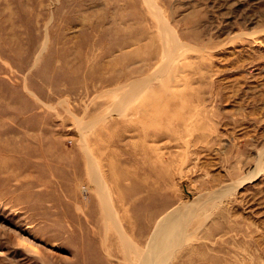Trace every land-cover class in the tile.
I'll use <instances>...</instances> for the list:
<instances>
[{"label":"rangeland","instance_id":"374dc122","mask_svg":"<svg viewBox=\"0 0 264 264\" xmlns=\"http://www.w3.org/2000/svg\"><path fill=\"white\" fill-rule=\"evenodd\" d=\"M177 207L165 264H264V0H0V264H147Z\"/></svg>","mask_w":264,"mask_h":264},{"label":"bare ground","instance_id":"6f19581e","mask_svg":"<svg viewBox=\"0 0 264 264\" xmlns=\"http://www.w3.org/2000/svg\"><path fill=\"white\" fill-rule=\"evenodd\" d=\"M166 23H167V21H165ZM162 25H163V22H162ZM165 30V29H164ZM163 30V31H164ZM159 33V32H158ZM163 33V32H162ZM142 36H145V35H147V36H149L150 35V38H154L155 37V35L152 33V34H147V33H143L142 32V34H141ZM162 37H163V35H162ZM165 38V37H164ZM172 38V37H171ZM170 38V39H171ZM133 39V38H132ZM132 39H129V38H127V42H130ZM171 41H174L175 42V44H173L174 46V48H175V51H177V52H179L180 50H184V46H183V43H181V42H179L177 39H176V37H173L172 39H171ZM165 46V45H164ZM172 47V46H171ZM166 48V47H165ZM165 48H163L162 50H165ZM169 48V47H168ZM166 50H167V48H166ZM165 50V51H166ZM169 50V49H168ZM167 50V51H168ZM173 51V50H172ZM169 52V51H168ZM164 53V52H163ZM162 53V54H163ZM170 53H171V55H172V52L170 51ZM173 53H175V52H173ZM165 55H166V53H165ZM168 55V54H167ZM175 55V54H174ZM153 58H155V59H157L158 58V61L161 59V57H160V49L159 48H156L154 51H152V55L149 57V61H151ZM167 58V57H166ZM171 58H174L173 56L171 57ZM174 60V59H173ZM151 66V64H149V63H146L145 65H143V67H150ZM136 71H138V72H140L141 71V68L139 69V70H134V72L136 73ZM179 72V71H178ZM131 73H133V72H128V73H124V75H123V78L125 77V80H127V78L129 77V75H131ZM174 76V75H173ZM168 78L167 79H169V77H171L172 78V76H167ZM140 79V78H139ZM171 81H173L172 79H170ZM174 80H175V78H174ZM141 82V81H140ZM149 82V81H148ZM148 82H144V85L142 84V83H137V84H133V85H129L130 87L129 88H131V89H129V90H127V92H125L126 90H124L125 88L123 87V105H125V104H127V102L129 103V100L133 97V95L136 93V95H139V94H137V88H139L141 85V87L143 88V86H144V88H145V83H147L148 84ZM170 81H168V83H169ZM107 83H108V81H107ZM129 83V82H128ZM127 83V84H128ZM150 83V82H149ZM152 86V85H151ZM150 87V86H149ZM155 86H153V88H154ZM134 88H136V90L134 91V90H132V89H134ZM152 88V87H151ZM151 88H150V90H151ZM149 89V88H148ZM139 90V89H138ZM122 91V90H121ZM131 91V92H130ZM152 91V90H151ZM151 91H147V95H152V94H148L149 92H151ZM120 92V91H119ZM140 93V92H139ZM152 93V92H151ZM100 94V93H99ZM105 94V93H104ZM106 95V94H105ZM122 95V94H121ZM120 95V96H121ZM107 96H109V95H107ZM152 98L151 99H153V97L154 96H151ZM120 98V97H119ZM121 98V99H122ZM155 98V97H154ZM117 101H119V100H117ZM146 101V100H145ZM115 103H118V102H115ZM149 103V102H148ZM151 104H152V100H151V102H150ZM149 103V104H150ZM136 104H138V102L136 103ZM135 104V105H136ZM144 104H145V102H144ZM147 105V103L145 104L146 106H150V105ZM123 105H120V106H123ZM113 106H115L116 107V105H113ZM112 106V107H113ZM109 107V106H108ZM118 107V106H117ZM110 108V107H109ZM119 108H121V107H119ZM73 109V108H72ZM69 110V109H68ZM113 110H114V108H113ZM119 110V109H118ZM141 110H142V108H141ZM140 109H139V112L141 111ZM144 110V109H143ZM142 110V111H143ZM111 111V110H110ZM68 112V111H67ZM115 112H116V110H115ZM120 112V111H119ZM124 112V111H123ZM129 112V111H128ZM125 113V115L127 114V112L125 111L124 112ZM123 113V114H124ZM98 114V113H97ZM107 114V113H106ZM111 114V113H110ZM140 114V113H139ZM146 114V113H145ZM145 114H143V115H145ZM114 115V114H113ZM124 115V118L125 119H132L131 118V115H130V117H129V115H128V117L127 116H125ZM110 116V115H109ZM112 116V115H111ZM137 116V115H136ZM103 116H101V118H102ZM127 117V118H126ZM133 117V116H132ZM138 117H142V114L139 116L138 115ZM138 117H136V118H138ZM106 118V120L105 121H107L108 122V120H107V118H108V116L107 117H105ZM135 118V119H136ZM78 119V118H77ZM113 119V118H112ZM133 119H134V117H133ZM103 120V119H102ZM124 120V119H123ZM90 121V120H89ZM127 121V120H126ZM126 121H124V122H126ZM132 120H130V122H131ZM85 122V121H84ZM92 122H93V120H92ZM106 122V123H107ZM141 122V121H140ZM99 123V122H98ZM105 123V124H106ZM109 123V122H108ZM129 123V122H128ZM142 123V122H141ZM84 124V123H83ZM97 124V123H96ZM125 124H127V123H125ZM101 127V126H100ZM103 127V126H102ZM101 131H102V128L100 129ZM104 130V129H103ZM98 134H99V131H98ZM97 134V135H98ZM100 136H98V138H99ZM101 138V137H100ZM103 139V138H102ZM101 139V140H102ZM85 141V140H84ZM103 142V141H102ZM110 145V144H109ZM92 146H94L93 144H92ZM160 149V148H159ZM98 151L100 150V149H97ZM105 151V150H104ZM103 151V152H104ZM108 152V151H107ZM95 153V152H94ZM164 153V152H163ZM96 154V153H95ZM97 155V154H96ZM95 156V155H94ZM93 155H92V157H94ZM90 157V156H89ZM97 158V157H96ZM96 158H91V159H93V162H94V160L96 159ZM99 159V158H98ZM102 159V158H101ZM100 159V160H101ZM99 160V161H100ZM96 161V160H95ZM98 161V160H97ZM98 164H99V162H98ZM97 164V165H98ZM102 165V164H101ZM98 166H100V164L98 165ZM94 167V166H93ZM97 167V166H96ZM90 168V167H89ZM99 168H101V167H99ZM89 173H90V171H89ZM91 175V174H90ZM102 177V176H101ZM104 179V178H103ZM115 179V178H114ZM101 180H102V178H101ZM92 186V185H91ZM105 186V185H104ZM92 188H93V186H92ZM94 190H96V189H94ZM106 192H107V190H106ZM104 194V193H103ZM87 197V196H86ZM87 205V204H86ZM104 205V204H103ZM102 207H104V206H102ZM211 207V206H210ZM112 208V207H111ZM112 211H114V209L112 210ZM182 211V207H177L174 211H171V212H167L166 213V215H167V218L165 219V220H162L161 221V223L160 224H157L155 227H154V230L152 231V233H151V236H150V240L148 241L149 243H148V250L147 251H145L144 253H142V252H140V253H142L143 255H139V258L141 257L142 259H139V261L141 260L142 262H144V260L146 261V263L147 264H165V262L167 261V259L170 257V255H172V252L174 251V248H176V247H179V245L181 246V244H183V242L185 241V239H182V235H181V232H183L182 230V226H183V221H182V214H184V213H182L181 212ZM173 212V213H172ZM108 213V212H107ZM114 213V212H113ZM116 213V212H115ZM102 215H103V213H102ZM108 215V214H107ZM189 216H190V214L189 213H187L186 214V216H185V219H186V223H187V218L189 219ZM103 217V216H102ZM108 217H110V216H108ZM116 217V216H115ZM114 217V218H115ZM192 218V217H191ZM105 219V218H104ZM107 219V218H106ZM116 219V218H115ZM132 219V218H131ZM151 219H153L152 217L151 218H149V221H148V223L151 221ZM176 219V221L174 222V220ZM208 219V218H207ZM117 220V219H116ZM147 220V219H146ZM112 221V220H111ZM122 221V220H121ZM189 221H190V219H189ZM123 222V221H122ZM106 223H108V222H106ZM112 223H114V222H112ZM189 223V222H188ZM175 224L177 225V226H175ZM171 225H173L172 227H171V229H170V226ZM107 226V225H106ZM117 227V226H116ZM108 228V227H107ZM112 229V228H111ZM117 229L119 230V229H121L120 231H123V233H126L125 232V228H124V226H120V228L119 227H117ZM125 229V230H124ZM161 231L162 232H168L169 233V235L168 236H163L162 234H161ZM111 232V231H110ZM112 232H113V230H112ZM199 233V232H198ZM108 234V233H107ZM127 234V233H126ZM187 236V235H186ZM193 236V235H192ZM106 238H107V236H106ZM186 238H188V237H186ZM191 238H193V237H191ZM120 239V238H119ZM189 239V238H188ZM120 242H122V244L124 243V241L123 240H121L120 239ZM188 242V241H187ZM104 244V243H103ZM125 244V243H124ZM137 253V252H136ZM128 256V255H127ZM138 258V257H137ZM129 259V258H128ZM170 260V259H169ZM139 263V262H138ZM145 263V262H144ZM186 263V262H185ZM136 264V263H135Z\"/></svg>","mask_w":264,"mask_h":264}]
</instances>
